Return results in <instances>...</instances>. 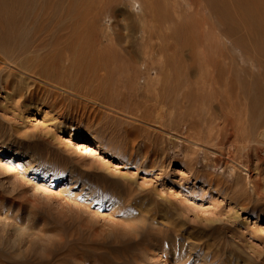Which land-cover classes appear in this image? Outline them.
Segmentation results:
<instances>
[{
    "label": "rangeland",
    "instance_id": "1",
    "mask_svg": "<svg viewBox=\"0 0 264 264\" xmlns=\"http://www.w3.org/2000/svg\"><path fill=\"white\" fill-rule=\"evenodd\" d=\"M189 1L51 0L46 78L0 81V264H264V105L235 99L264 96V0H225L230 25ZM169 28L194 52L147 69Z\"/></svg>",
    "mask_w": 264,
    "mask_h": 264
},
{
    "label": "bare ground",
    "instance_id": "2",
    "mask_svg": "<svg viewBox=\"0 0 264 264\" xmlns=\"http://www.w3.org/2000/svg\"><path fill=\"white\" fill-rule=\"evenodd\" d=\"M199 1H200V4L208 6L206 8L208 9L210 15L214 14V15L217 16V18L222 19L221 22L225 21V22L228 23V25H230V16H229V14L231 12L229 13V11L227 9V5L225 3V0H199ZM240 1L241 0H238L237 2H240ZM197 2H198V0H197ZM244 2L245 1H243V3ZM194 3L190 2L189 0H171V5H172V8H173L174 14H177L178 10H181L183 8H185L187 11L188 10L189 11L190 10H194L196 8L195 5H193ZM247 4L248 3H246V5ZM242 5H243L242 3H239L238 7H237V9L239 8L240 11L242 12V15L243 14L245 15L246 13H250L248 11L249 9L247 10L246 8L243 7L245 4L243 6ZM52 7L53 6H52V3H51V0H0V81L1 82L3 81L4 76H2V75H4L5 67L7 66V64H10V65L14 66L17 69H20V68H22L23 70L25 69L26 71H28V73L31 74V76H33V77L35 76V78L37 80L39 78L42 79L43 77H45V73H47V71H46L45 67H43V63L38 61V63L41 64V66H40L37 63L31 62L30 61L31 57H30V55H28L27 52L28 51L30 52L31 48L37 47L36 43L38 42V40L42 39L41 37L44 38L47 35H50L49 25H50V22H51V19H52V16H53L52 15L53 14L52 13L53 12L52 11V9H53ZM169 9H165L164 12L168 11ZM169 11L171 12V10H169ZM243 11L246 12V13H243ZM234 12H235V10H234ZM167 13H164V15L167 14ZM167 15H168V19L167 18L166 19H167V21H169V23L167 22V24L169 25L170 21L173 20L172 17L174 15L173 14L169 15V13ZM178 15L179 14H177V17H178ZM170 16H172V17H170ZM161 17H163V16H161ZM158 18H159V16L157 17V19ZM162 19L159 18V20H162ZM164 19H165V17H164ZM174 19H175V17H174ZM177 20H178V18H177ZM250 21H251V19H250ZM160 22H163V20L160 21ZM178 22H179V20H178ZM225 22L222 23V24L226 25ZM177 26L175 27V29H179V27H177ZM171 31H172V29H170L169 32L166 31L164 33H161V36L156 37V40L160 37V41L154 40V35L151 34L152 32H150L148 36L147 35H143V38L146 36V38L144 39L145 41L143 42L145 44L146 49H147L146 52H144L146 54L145 56H146V58H149V60L152 61L151 62L152 66H150V67L148 66L149 68H147V69H150V68L155 69L156 68L155 59L160 60V58H161V61L166 59L165 58V52H166L165 48L167 50H172L171 52H174V50H176V48L178 47V45H177V47L175 46V44H177V43L178 44H182V46L188 45L189 47H192L193 51L192 50L191 51L194 52V49H193L194 48V44L193 43H192L193 45H189L190 41L187 42V40L184 37H183V40H181L182 38H179L180 36H178L177 39H171L170 38ZM143 33H145V31ZM30 42H31V46H30ZM172 43L173 44L175 43L174 46L172 45L173 47L170 46V44H172ZM234 43L236 44V46L240 45L239 42L237 43L236 40H234ZM178 48H177V50H178ZM175 52H174V54H175ZM157 63H159V62H157ZM7 76H9V75L7 74ZM4 81H5L6 85H9L10 82H11V81L9 82L8 80H4ZM34 82H35V80H34ZM40 82H42V81H40ZM231 84H233V83H231ZM29 85L26 86V87L23 86V87H17V88H19L18 90H20V92L23 93V95L25 93L28 96V98L32 100V99H34V96L36 95V93H34L35 92L34 91V86L33 85L29 86ZM14 88H16V87H14ZM256 88H257V85L253 84L251 87H249V89L246 90V92L242 88V89H240L239 93H237V94L235 93L236 94L235 95V99H236L237 102L240 101L243 98L248 99V101L251 104L250 106H252L251 109H252L254 115L258 111H260V109L262 107V104L264 105V96L260 95L258 93L259 91L257 92ZM232 90H233V88H232ZM227 92L228 93H232L231 90H229ZM263 93H264V91H263ZM37 97H38V94H37ZM160 110H162V109H160ZM261 128H264V117H261L259 119L253 120V122L250 125V128H249L250 131L249 132L258 131V133H259V130ZM260 134H264V132H262ZM259 136H261V135H259ZM90 141H91V143H93L95 145V147L101 148V146L99 144L95 143L93 140H90ZM258 187H260V186H256V188H257L256 191H258L257 195L260 196L263 193L261 192L262 190L258 189ZM4 254H5L4 253V249L3 250L0 249V257L2 259L4 258V262H11L12 259L9 258V257H6V255H4ZM261 262L264 263V261H261Z\"/></svg>",
    "mask_w": 264,
    "mask_h": 264
}]
</instances>
